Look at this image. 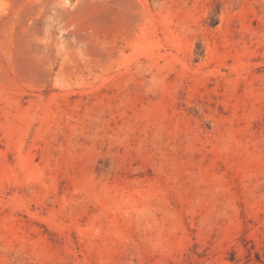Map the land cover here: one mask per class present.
I'll return each instance as SVG.
<instances>
[{"label": "rangeland", "instance_id": "1", "mask_svg": "<svg viewBox=\"0 0 264 264\" xmlns=\"http://www.w3.org/2000/svg\"><path fill=\"white\" fill-rule=\"evenodd\" d=\"M0 264H264V0H0Z\"/></svg>", "mask_w": 264, "mask_h": 264}]
</instances>
